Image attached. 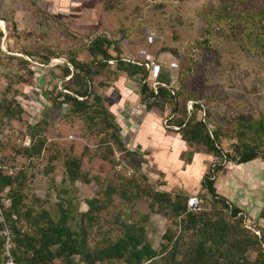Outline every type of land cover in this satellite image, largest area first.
<instances>
[{
	"label": "rangeland",
	"instance_id": "1",
	"mask_svg": "<svg viewBox=\"0 0 264 264\" xmlns=\"http://www.w3.org/2000/svg\"><path fill=\"white\" fill-rule=\"evenodd\" d=\"M0 35L8 49L0 53V157L40 176L50 155L55 156L51 172L57 175V191L56 198L48 200L49 216L57 220L65 213L71 229L81 226L89 251L109 245L126 230L158 256L172 242L185 245L195 239L179 229L169 209H157L145 192L148 188L170 198L178 193L196 196L194 213L231 221L222 201L201 186L202 175L216 166V193L238 205L241 217L262 227L264 0H0ZM101 36L110 41V59L97 68L94 61L100 56L92 58L87 47ZM116 58L154 62L157 72L146 76L148 86L153 88L161 77L175 98L146 110L138 92L139 74L117 69ZM69 59L89 63L97 71L87 81L86 113L70 111L69 103L58 96L73 95L78 81L71 82L75 70ZM63 66L70 74L62 76ZM183 109L216 132L221 153L181 138L175 123ZM108 121L118 127L120 145L112 140ZM144 124L150 131L142 136L141 147L135 134ZM31 125H38L44 150L26 164L20 149ZM242 141L260 156L232 163L225 155L235 156ZM70 156L80 159L81 171L95 184L66 179L62 165ZM87 200L93 201L89 218L80 219ZM241 223L244 232L251 233ZM247 253L249 258L255 254ZM72 259L84 264L78 255ZM94 264L125 263L104 259Z\"/></svg>",
	"mask_w": 264,
	"mask_h": 264
},
{
	"label": "trees",
	"instance_id": "2",
	"mask_svg": "<svg viewBox=\"0 0 264 264\" xmlns=\"http://www.w3.org/2000/svg\"><path fill=\"white\" fill-rule=\"evenodd\" d=\"M109 45L110 41L102 36L95 37L90 41L87 47L89 55L92 58L97 55L100 56L98 60L94 61L97 68L103 67L105 61L110 59L107 52ZM113 60L116 62L117 69L129 75L139 74L141 82L138 92L147 102L145 103L146 110H149L155 103L160 106L166 101L172 102L175 98V93L161 77L155 81L157 83L154 88L148 86L146 82L147 70L142 63H130L120 58ZM69 63L75 70L71 73V82L75 79L78 81L73 84L74 87L71 89L73 95L62 93L58 96H62L64 102L69 103L70 111L77 114L86 113L88 107L85 99L90 92L87 81L89 82L91 74H97V71L92 70L89 63L74 59H69ZM62 73V76L70 74L69 68L63 66ZM78 97L84 98L78 99ZM194 107L199 108V104L194 103ZM172 111H175L174 106ZM107 113L108 117L112 119V114L108 111ZM112 124L110 121L106 124L111 130L110 136L115 144L120 145L118 127ZM175 124L179 127L181 138L186 142L203 144L206 149L214 154L221 153L216 144V132L207 130L203 118L196 119L193 112L186 113V110L183 109L180 119ZM26 136L29 140L27 145L24 144L21 147V155L29 161L39 159L44 150V139L40 136L38 125L29 126ZM124 153L130 154L127 150H124ZM225 156L232 163L239 164L251 161L260 154L257 149L251 148L247 142L242 141L241 148L237 150L235 156ZM54 157V155H50L44 169L45 172H50L54 168V165L51 164V160H53L51 158ZM0 160L3 159L0 157ZM80 164V159L74 156L64 159L62 166L68 181L82 183L94 181L89 174L81 171ZM217 169L219 166H216L215 169H209L202 175L201 186L211 197L222 201L227 218H231V221L220 216L210 217L201 211L187 212V197L183 194L178 193L170 198L168 193L164 191L145 189L146 194L156 204L158 210L169 209L172 216L178 218L179 229L195 235V239L189 244L182 245L172 242L167 251L160 256L149 244L141 242L135 232L129 230L124 231L121 238L109 245L95 251H89L84 230L81 226L78 230L71 229L66 223L65 213H62L57 220H53L47 211L42 210L43 215L41 217L37 216L30 223L23 221L19 211L21 194L8 190L11 202L5 210V214L6 217L10 213L16 215V220L10 223L13 232L15 259L19 264H53L55 259H60L62 264H79L72 259L73 255H78L84 264H94L96 261L104 259L122 260L125 264H264V224L259 228V235L244 232L240 209L215 191L212 172ZM14 178L15 174L11 176L0 175V188L13 183ZM87 205V209L80 212V219L89 218L93 201L87 200ZM259 214L264 219V208ZM250 250L255 252L252 258H249L247 253Z\"/></svg>",
	"mask_w": 264,
	"mask_h": 264
},
{
	"label": "crops",
	"instance_id": "3",
	"mask_svg": "<svg viewBox=\"0 0 264 264\" xmlns=\"http://www.w3.org/2000/svg\"><path fill=\"white\" fill-rule=\"evenodd\" d=\"M144 125H146V127L144 129H141L139 133L135 134V141L137 145L141 147L144 146V144H142L141 142L142 136H145V134H147L150 131L149 125L148 124H144ZM25 140H26L25 145H27L29 139L26 135H25ZM25 160H26V164H28L29 160H27L26 158ZM54 169H55V163H54L53 171ZM50 172L49 171L43 172L39 176L38 174H32L31 172L26 173V171L23 168L17 167L16 169L14 167V173H13L15 174L14 182L11 183L10 185H7V187L10 192L12 191L15 193L19 192L21 194V200H20L21 204L19 206V211L20 214L22 215L23 221L25 220L26 222L30 223L31 221H34L37 218V216L41 217L43 215L41 212L42 210L47 211L49 214L50 203L48 202V200H51L52 196L56 198V191H57L56 188L57 175L53 172L51 173ZM63 174L65 176L64 169H63ZM52 180H54V183ZM91 183L95 184L94 181L84 184L87 185ZM89 187H91V185H89ZM221 196L224 195L222 194ZM235 206L239 208L238 205ZM84 210L85 209H82V211Z\"/></svg>",
	"mask_w": 264,
	"mask_h": 264
},
{
	"label": "built area",
	"instance_id": "4",
	"mask_svg": "<svg viewBox=\"0 0 264 264\" xmlns=\"http://www.w3.org/2000/svg\"><path fill=\"white\" fill-rule=\"evenodd\" d=\"M5 47L0 41V53H6ZM140 64L138 62H134ZM143 66L147 70V75H153L157 72V65L154 62L147 60L142 62ZM157 82L153 83V88ZM162 84V83H161ZM163 85V84H162ZM14 173V167L7 161L0 160V175L11 176ZM11 198L8 195V187L5 186L0 188V254L1 262L0 264H19L15 259L13 254L14 242H13V232L11 227V222L16 220V215L14 213L8 214L6 217L5 210L10 206ZM198 209V200L196 196H190L186 198V211L194 213ZM241 215V213H240ZM242 222L245 227L250 229V231L259 235V228L255 227L253 221L248 218L242 217ZM246 223H250L249 226Z\"/></svg>",
	"mask_w": 264,
	"mask_h": 264
}]
</instances>
